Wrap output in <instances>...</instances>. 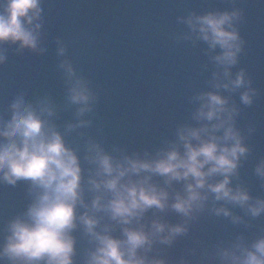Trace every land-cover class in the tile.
I'll list each match as a JSON object with an SVG mask.
<instances>
[{
  "label": "water",
  "instance_id": "95a60500",
  "mask_svg": "<svg viewBox=\"0 0 264 264\" xmlns=\"http://www.w3.org/2000/svg\"><path fill=\"white\" fill-rule=\"evenodd\" d=\"M41 9L36 50L22 49L18 43L0 44L6 57L0 63V125L11 119L16 98L23 96L34 105L50 98L55 113L49 120L80 157L87 204L96 195L88 185V178L95 174V165L86 159L90 142L100 144L117 160H152L172 147L183 152L179 129L199 126L194 118L202 103L198 97L209 91H219L229 98V106L238 109L235 126L248 148L230 186L246 188L252 196L250 203L264 199V179L255 171L264 163V0H41ZM210 11L239 12L233 26L240 35L241 51L231 66V78L244 72L246 84L240 89L215 88L218 80L229 79L214 59L221 50L210 49L186 22L190 16ZM64 61L75 70L72 79L83 78L91 89L90 110L82 115L78 114L80 105L68 100L70 83L61 67ZM249 88L253 100L246 105L241 94ZM69 124L76 126L69 129ZM146 175L169 191V206L149 209L132 226L144 225L150 231L152 222L160 220L186 228L171 243L157 236L149 250H139L149 261L222 264L221 250L241 239L251 247L264 236V213L253 217L246 207L217 201L208 193L203 208L184 216L171 203L177 192H184L187 181L168 184L166 177L146 172L132 178ZM219 179L213 177L210 182ZM38 191L30 181L13 185L0 180V251L10 235L9 224L26 213ZM221 207L228 208L230 215H217L215 209ZM97 215L101 217L98 230L108 226L122 238L123 225L106 213ZM72 234L76 238L73 264H87L96 243L82 225ZM0 264L12 261L4 257Z\"/></svg>",
  "mask_w": 264,
  "mask_h": 264
},
{
  "label": "clouds",
  "instance_id": "9594fccd",
  "mask_svg": "<svg viewBox=\"0 0 264 264\" xmlns=\"http://www.w3.org/2000/svg\"><path fill=\"white\" fill-rule=\"evenodd\" d=\"M41 11V0H0V44L18 43L22 49L36 50L40 43ZM238 16L237 11H210L190 16L186 21L210 49L221 50L214 59L229 79L223 83L218 80L217 89L236 90L246 84L243 71L231 78V66L237 63L241 51L240 35L233 26ZM64 51L60 49L61 54ZM5 59L0 52V63ZM61 67L69 78L68 100L80 105L78 114L82 115L90 110L91 89L83 78L72 79L75 70L69 61ZM198 99L202 103L194 118L199 126L179 129L183 152L172 147L152 160H117L100 144L90 142L86 159L95 165V174L88 178V185L96 195L89 205L85 202L80 157L49 120L55 113L51 99H40L34 105L23 96L16 98L11 104V119L0 125V180L13 185L20 180L30 181L33 189L39 191L26 213L9 224L10 235L0 258L6 257L12 264H73L76 238L72 233L82 225L96 243L87 264H164L163 260L149 261L138 254L139 250H149L157 236L161 242L171 243L186 228L169 226L160 220L152 222L150 231L144 225L132 226L149 209L163 210L169 206V191L152 183L151 175L132 178L143 172L166 177L168 184L187 181L184 192H177L171 203V208L184 216L203 208L208 193L214 194L217 201L246 207L253 217L264 213V199L250 203L252 196L246 188L230 186L241 157L248 152L235 126L238 109L229 106V98L219 91L202 93ZM252 100L250 88L241 94L244 104H251ZM75 126L68 125L69 129ZM255 171L264 179V163ZM217 176L222 179L210 182ZM215 211L217 215H230L226 207ZM100 212L124 226L122 238L113 235L108 226L98 230ZM233 219L238 221L239 217ZM166 231L167 235H161ZM219 255L222 264H264V236L251 247L241 239Z\"/></svg>",
  "mask_w": 264,
  "mask_h": 264
}]
</instances>
